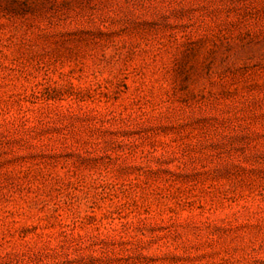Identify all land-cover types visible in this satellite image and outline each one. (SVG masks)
<instances>
[{
	"label": "rangeland",
	"instance_id": "1",
	"mask_svg": "<svg viewBox=\"0 0 264 264\" xmlns=\"http://www.w3.org/2000/svg\"><path fill=\"white\" fill-rule=\"evenodd\" d=\"M0 264H264V0H0Z\"/></svg>",
	"mask_w": 264,
	"mask_h": 264
}]
</instances>
